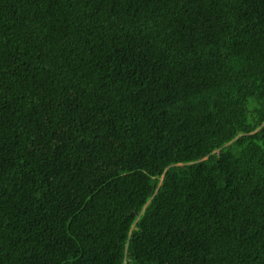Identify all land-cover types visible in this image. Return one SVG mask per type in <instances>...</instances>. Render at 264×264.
<instances>
[{
	"label": "trees",
	"instance_id": "trees-1",
	"mask_svg": "<svg viewBox=\"0 0 264 264\" xmlns=\"http://www.w3.org/2000/svg\"><path fill=\"white\" fill-rule=\"evenodd\" d=\"M0 264H264V0H0Z\"/></svg>",
	"mask_w": 264,
	"mask_h": 264
}]
</instances>
